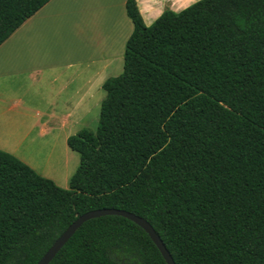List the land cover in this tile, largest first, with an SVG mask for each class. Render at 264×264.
<instances>
[{
	"label": "trees",
	"instance_id": "trees-1",
	"mask_svg": "<svg viewBox=\"0 0 264 264\" xmlns=\"http://www.w3.org/2000/svg\"><path fill=\"white\" fill-rule=\"evenodd\" d=\"M50 0H0V45ZM133 32L62 189L0 150V264H37L81 215L146 220L175 264H264V0H198ZM49 264H166L132 221L82 224Z\"/></svg>",
	"mask_w": 264,
	"mask_h": 264
},
{
	"label": "crops",
	"instance_id": "crops-1",
	"mask_svg": "<svg viewBox=\"0 0 264 264\" xmlns=\"http://www.w3.org/2000/svg\"><path fill=\"white\" fill-rule=\"evenodd\" d=\"M126 1L50 0L0 45V150L62 189L78 164L70 169L67 161L59 178L45 157L60 142L74 160L70 129L89 124L105 99L103 84L122 73L133 32ZM135 1L150 26L165 10L179 12L198 0ZM39 149L44 163L34 159Z\"/></svg>",
	"mask_w": 264,
	"mask_h": 264
},
{
	"label": "water",
	"instance_id": "water-1",
	"mask_svg": "<svg viewBox=\"0 0 264 264\" xmlns=\"http://www.w3.org/2000/svg\"><path fill=\"white\" fill-rule=\"evenodd\" d=\"M103 216H120L126 218L137 226H139L144 232L149 236L152 242L155 244L159 252L161 253L163 259L166 264H175L173 259L171 258L169 252L165 248L161 239L151 227V225L144 220L134 214H131L126 211L117 210V209H99L87 212L81 216H79L60 236L57 240L52 244V246L47 250V252L43 255V257L39 260L37 264H49L56 254L62 249V247L68 242V240L75 234V232L82 226L83 223Z\"/></svg>",
	"mask_w": 264,
	"mask_h": 264
},
{
	"label": "rangeland",
	"instance_id": "rangeland-1",
	"mask_svg": "<svg viewBox=\"0 0 264 264\" xmlns=\"http://www.w3.org/2000/svg\"><path fill=\"white\" fill-rule=\"evenodd\" d=\"M99 110H100V108H98V110L96 112V116L94 118L89 119V121H90L89 124L73 126L70 129L72 136L76 135L79 131H81L83 129L94 132L97 128V125H98ZM35 136L39 137V135L37 133ZM44 143H46L50 147L53 146V144H54L53 141H44ZM36 154H37L35 156L36 158H34V159L36 161H38V163H44L43 162L44 158L41 155L42 154L41 149H39V151H37ZM38 154H40L39 157H37ZM71 154H72V156H74V160H72L70 157H68L66 159V156L63 155L62 148L60 147V142H58L55 145V151L53 150V152H51L49 157L47 155H46L47 157H45V159L46 158L49 159L48 164L50 167H48V169H47V170H49L48 172L53 174V175H56L59 178H64L65 171H66L65 165H67V161H68V164H70V166H69L70 169H72L74 165L79 164V155L75 152H73Z\"/></svg>",
	"mask_w": 264,
	"mask_h": 264
}]
</instances>
